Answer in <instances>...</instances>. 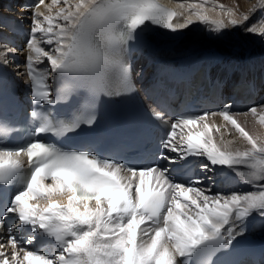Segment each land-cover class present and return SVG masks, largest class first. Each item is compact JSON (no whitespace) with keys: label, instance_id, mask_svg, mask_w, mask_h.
I'll list each match as a JSON object with an SVG mask.
<instances>
[{"label":"snow or ice","instance_id":"snow-or-ice-1","mask_svg":"<svg viewBox=\"0 0 264 264\" xmlns=\"http://www.w3.org/2000/svg\"><path fill=\"white\" fill-rule=\"evenodd\" d=\"M51 3L57 5L60 0ZM42 4L44 0H35L32 7L38 9ZM41 15L33 12L25 45L36 54V61L43 62L41 57L47 60V68L41 69L44 87L38 90L34 57L30 54L26 58L28 74L33 78L34 105L26 127L34 118L39 117L41 122L23 138L22 146L0 142V249L8 245L13 249L10 256L0 251V264H202L205 258L207 264H220V254H226L233 242L244 236L250 217H259L264 225V142L258 144L233 118L247 113H230L231 105L225 104L219 112L180 116L159 142L164 152L179 153L177 159L203 157L207 163L200 167L205 170L210 165L251 168L249 183L254 184V191L212 196L196 186L202 183L199 179L190 177L187 184L176 182L167 169L158 165L138 166L100 158L92 150L90 137L80 149L45 142V134L65 138L94 130L95 117H76L57 124L40 115L57 111L45 108L57 104L55 89L45 82L53 75L68 78L73 87L89 88L96 96L119 95L120 91L114 89L134 91L123 62L128 42L135 40L136 49L147 47L154 25L176 33L188 28L192 17L174 24L176 13L156 0H77L75 4L64 0L56 13L58 22L54 23L50 15L40 19ZM197 16L207 22V17ZM248 19V15L242 17L244 21ZM211 23L217 28L225 27L216 21ZM236 23L231 21L232 25ZM244 31L255 33L257 29L247 26ZM227 35L225 32L218 38ZM7 51L15 54L17 50L9 47ZM0 60L8 63L3 53ZM113 69L117 71L113 73ZM248 112L256 114L257 107H250ZM154 115L160 119V113ZM215 115L223 116L251 147L235 153L218 147L213 126L207 123V117ZM260 121L264 123V115ZM197 125L206 131L193 133ZM177 128L189 129L185 143L174 142ZM11 131L14 128L0 123V133ZM215 131L219 132V128ZM126 147L133 149L137 145ZM21 154L27 156L30 169L20 164ZM142 155L147 159L152 152L144 150ZM161 157L172 159L163 153L157 158ZM121 169L131 175L121 177ZM184 171L187 175L190 163H184ZM48 180L50 184L45 183ZM65 192L70 193L66 206L52 202L40 210L29 204L30 200L48 201L53 194ZM91 201H95L94 207H89ZM205 248L207 251L202 252ZM177 254L182 258L179 261Z\"/></svg>","mask_w":264,"mask_h":264},{"label":"bare ground","instance_id":"bare-ground-1","mask_svg":"<svg viewBox=\"0 0 264 264\" xmlns=\"http://www.w3.org/2000/svg\"><path fill=\"white\" fill-rule=\"evenodd\" d=\"M10 1H20V0H0V7L3 3ZM158 3L163 4L170 9L171 12H175L176 16L173 18V23L184 22L189 16L192 17V23L186 29H178L179 34H185L187 40L177 44L173 49L169 50H159L150 47L144 49L142 63L144 66H149L151 71L154 73L157 68L159 69L163 65L164 57L169 54H175L182 57H194V60L200 59L201 57H215L217 65L215 66V71L218 76H223L224 78L232 79L234 85L239 83L240 80L251 77L253 80L261 79L264 75V0H156ZM70 3L75 4L77 0H69ZM13 3V2H12ZM64 0H60V3L53 5L51 0H44V4L40 5L37 12L43 16L50 15L53 17V22H58L56 13L63 6ZM15 4V3H14ZM13 5V4H12ZM14 6V11L7 12L0 8V18L5 16V14H10L15 16L17 10H20L19 6ZM16 9V10H15ZM207 17V22L205 20L198 18ZM244 15H248L249 19L247 21L242 20ZM235 20L236 25H232L231 21ZM212 21L222 23L225 25L223 28H217V26ZM247 26H252L257 29L255 33H249L244 31ZM225 32L228 35L220 39L218 36H222ZM38 36L40 35L37 33ZM41 47L47 48L45 44H41ZM7 50L0 47V53H3L6 57ZM34 57L33 67H39L44 63H47L46 58L41 57L40 60L43 62H38L35 60L36 54L30 50L25 53L20 54L22 59L26 61L28 55ZM164 58V59H163ZM252 61H255L253 64ZM11 62V60H10ZM27 62V61H26ZM259 66V67H257ZM257 67V68H254ZM12 68V67H11ZM229 69H233L234 74L230 75ZM13 71L18 72L19 68L13 67ZM20 76V73H17ZM54 77L51 76L49 79ZM261 106H264L262 104ZM258 107L257 109L261 108ZM245 115H234V119L241 120V126L257 140L258 144L264 142V126L257 121V116H250V112H246ZM259 115V114H258ZM238 117V118H237ZM260 117V116H259ZM207 123L213 126V137L214 142L222 150H227L230 152H242L249 149L251 146L248 144L247 140L242 137L238 131L230 123L226 122L221 115L208 116ZM261 126H259L258 124ZM219 128V132L215 131ZM206 131L200 127V125L192 128V132ZM189 133L188 128H184L183 131L179 129L177 131V136L175 138L176 143H185L187 139V134ZM184 140H181V137ZM197 158V161H202L205 159L203 157H188ZM207 163V162H205ZM241 165H233L232 168L237 169L233 171L232 168L227 166H209L207 170L204 169V177L200 180L201 184L196 185L205 190V195H215L224 194L228 195L230 193H246L249 191H254V184L249 183L250 176L245 175L241 170ZM251 172V171H250ZM124 177H129L128 174H123ZM221 179L222 183H226L227 189L223 193H218L216 191L217 181L216 179ZM211 181L213 184L208 185L206 182ZM50 184L51 182H45ZM135 183V180L133 181ZM209 183V182H208ZM259 183V182H255ZM209 189L211 191H209ZM133 192L135 189L133 188ZM70 193H56L53 194L50 200L44 201L42 199L30 200V206H38V209L42 210L47 206L48 203H58L62 207L66 206L68 203V196ZM191 195V194H190ZM95 201L90 202L89 207H94ZM81 210L83 207L81 205ZM150 223V222H149ZM141 227H146V225H141ZM245 237H256L264 239V225L261 223L259 217H250L249 226L245 231L243 237H238V239ZM19 247H17V251ZM0 251L5 252L7 255H11L13 249L11 245H8ZM170 251L172 249L170 248ZM23 255V253H21ZM176 260L179 261L180 258L178 254L176 255ZM26 264V262H25Z\"/></svg>","mask_w":264,"mask_h":264},{"label":"rangeland","instance_id":"rangeland-1","mask_svg":"<svg viewBox=\"0 0 264 264\" xmlns=\"http://www.w3.org/2000/svg\"><path fill=\"white\" fill-rule=\"evenodd\" d=\"M260 107V106H259ZM259 114V115H258ZM252 115H254V116H257L256 118H257V121L259 122V123H261V126H264V123H262L261 121H260V117L259 116H261V115H264V107H261L260 109H257V112H256V114H252L251 113V115L250 116H252ZM238 118V117H237ZM237 120V122L240 124L241 123V120L239 119V121H238V119H236ZM258 124V123H257ZM240 125H242V124H240ZM259 125V124H258ZM260 126V125H259ZM260 126V127H261ZM242 127H244V126H242ZM237 131V130H236ZM241 167V170L243 171V173H245V175L247 174V176H249V173H250V171H252L251 170V168L249 167V166H247V165H241L240 166ZM208 182H210V181H207L206 183L208 184V185H210V184H213L214 182H212V183H208Z\"/></svg>","mask_w":264,"mask_h":264}]
</instances>
